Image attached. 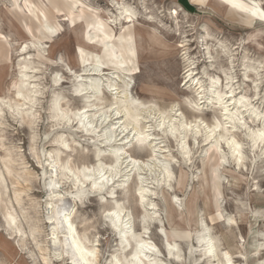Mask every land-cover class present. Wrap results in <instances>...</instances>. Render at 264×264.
Instances as JSON below:
<instances>
[{"label": "rangeland", "instance_id": "rangeland-1", "mask_svg": "<svg viewBox=\"0 0 264 264\" xmlns=\"http://www.w3.org/2000/svg\"><path fill=\"white\" fill-rule=\"evenodd\" d=\"M124 7L135 21L121 19ZM262 16L264 0H0V264H71L52 244L51 153L58 194L95 264L126 262L140 237L160 253L147 251L144 264H228L225 253L231 264H264V140L250 136L264 130ZM90 79L99 95L83 90ZM232 95L241 103L229 106ZM131 98L143 144L123 109ZM80 110L94 121L81 117L84 130ZM108 129L116 137L104 142ZM230 140L240 146L233 155ZM84 166H104L102 190L72 177ZM113 208L124 232L107 217Z\"/></svg>", "mask_w": 264, "mask_h": 264}, {"label": "bare ground", "instance_id": "bare-ground-1", "mask_svg": "<svg viewBox=\"0 0 264 264\" xmlns=\"http://www.w3.org/2000/svg\"><path fill=\"white\" fill-rule=\"evenodd\" d=\"M122 13H121V16L122 18L121 19H125V20H129L128 18V13H131V16H134L132 10L130 8H127V7H124L122 9ZM183 11V10H182ZM131 19L133 21H135V17H131ZM89 27H92V21H90V23H88ZM24 51V48L23 50ZM93 71H99L97 69H93ZM96 73V72H95ZM213 81V80H212ZM85 82V81H84ZM195 82V81H194ZM86 84L82 86L83 90H89V91H92V93L94 94V96H96V94H100L101 92V82L99 79H90L89 82H85ZM113 88V86L111 87ZM79 89V88H78ZM215 91V90H214ZM218 92V91H217ZM229 92V91H228ZM233 92V91H232ZM18 96H21V97H24L23 95L27 94V90L25 92H22V90L20 89L18 92H17ZM231 93V92H229ZM216 94V93H215ZM223 95L219 94L217 95V98L218 97H222ZM234 95L230 96V102H234L236 101V103H241V100H235ZM225 97V96H224ZM215 98V96H214ZM216 98V99H217ZM226 98V97H225ZM128 101L126 102L125 106L123 107L124 109V112H125V115L129 117V125H132L133 126V132L136 133V137H137V140L140 144H143L146 137L144 136V132H142L138 126H137V116H138V108L135 106V101L133 98L131 99H127ZM122 102V101H121ZM224 104V103H223ZM229 105V104H228ZM227 105V106H228ZM231 105H234L233 103ZM239 105V104H238ZM52 106V105H51ZM225 106V107H227ZM242 106V105H241ZM90 107V106H89ZM86 108V107H85ZM143 108V107H142ZM60 109V108H59ZM60 111V110H58ZM227 111H230L229 112V115H228V118L230 120H236L237 119V113L232 110H229L227 109ZM143 112V111H141ZM246 112V111H245ZM58 113V112H57ZM63 115V117L65 119H67L69 121L70 119V116L66 113V112H63L61 110V112H59ZM115 117L116 119H119V111L116 110L115 112ZM100 115V114H99ZM105 115V114H103ZM225 115V114H224ZM75 120H77L78 122V128L84 130V126L85 124L82 122L83 120H81V117H87L86 116V112L84 110H80L78 112H75L73 114ZM227 116V115H226ZM264 116V115H263ZM94 117V116H93ZM102 117V116H101ZM259 117V116H258ZM88 118V117H87ZM263 118V117H262ZM85 119V118H84ZM88 122H87V125H91V124H94V121L93 120H90V118H88ZM97 119V118H96ZM103 119V118H102ZM101 119V120H102ZM66 120V121H67ZM168 120V123H170V130L169 131H173L174 133V130L176 129L173 125V119L171 117H167V116H164V122ZM63 121V120H62ZM65 121V122H66ZM96 121V120H95ZM239 121V120H237ZM76 122V121H75ZM102 122V121H101ZM231 122V121H230ZM216 123V122H215ZM218 123V122H217ZM97 124V123H96ZM118 123H115V125H117ZM184 124V123H183ZM181 124L180 127H184L185 125ZM169 125V124H168ZM101 126V125H100ZM179 127V126H178ZM189 127V126H188ZM220 128V126L218 124H214L211 131L210 132H215L217 128ZM101 128V127H100ZM117 127L115 126L114 129H116ZM125 128V127H124ZM114 129H108V130H105L102 134V136H104V142H106V140L108 141L109 139H114L116 137L115 135V130ZM128 129V128H127ZM262 129V128H261ZM257 130V131H253L251 132L250 136H251V140H252V143L254 144H258L259 142L263 141L264 139L261 138V133L264 132V130ZM117 130V129H116ZM183 130V129H182ZM186 130V129H184ZM188 130V128H187ZM102 131V130H101ZM127 131V130H126ZM218 131V130H217ZM209 132V133H210ZM213 132V133H214ZM176 133V132H175ZM208 133V132H207ZM135 135V134H134ZM210 136V135H209ZM213 136V135H212ZM224 137V136H223ZM125 139V138H124ZM150 139V138H149ZM134 140V139H133ZM209 140V139H208ZM61 141V140H60ZM63 141V140H62ZM148 141V140H147ZM264 142V141H263ZM67 144V143H66ZM106 144V143H105ZM228 144L230 145V148H231V153L232 155L233 154H236L239 152L240 148H237L236 145H239L238 142L234 141V140H230L228 141ZM65 145V144H64ZM184 145V144H183ZM182 145V146H183ZM117 146V145H116ZM185 147V146H184ZM183 147V149H184ZM240 147V146H239ZM124 148L122 147V145H120L119 147L113 149V154L114 153H117L120 154L121 152H124ZM186 150V149H185ZM111 153V152H110ZM183 153V152H182ZM186 154V152H184ZM242 155V154H241ZM124 156V154H123ZM48 160H47V169H48V173H49V178H48V182H47V186H48V189L50 191V196H51V203H50V213H49V216H48V220H50V224L52 225V236L54 237L53 240H52V244L54 246V249L59 251L60 254L66 256V258H68V260L71 261V264H73V260H82V261H86L87 264H95V261L97 260V257H96V250L93 249V248H89L87 247L79 238V234H77V230L74 226V224L72 223L71 221V218H70V214H71V208L69 206V204L66 202V200L63 198L62 195L58 194V191L57 189L59 188V181H58V175H59V172L62 170V167L60 166V164L58 163L56 157L54 154H49L48 156ZM234 157V156H233ZM240 157V156H239ZM119 158V157H118ZM117 158V159H118ZM122 159V158H121ZM240 159V158H239ZM133 164H137V160L136 161H133ZM117 165L115 164V162H111L110 163V166H109V169L107 170L108 174H109V177L110 178H114V177H117L119 174H120V170L119 169V166H118V162H120V160H117ZM147 164V163H146ZM158 164V163H157ZM162 164V163H161ZM120 165V164H119ZM134 166V165H133ZM141 166V165H140ZM74 167V166H73ZM108 167V166H107ZM101 169V170H100ZM162 171L161 173L163 174L164 176V180L167 181V179L170 178L171 176V172L165 167V165L163 164L162 165ZM86 171H88L86 173ZM105 172V168L104 166H99L97 169L95 167L93 168H88L87 166H84L82 168H78L77 169V172H74V171H71L72 172V177L78 179V180H81L82 182H86V181H89L90 184H91V188L92 189H96V190H102V186L104 184H106L105 180L103 181H100V179H96L95 176H96V173L95 172ZM91 172V173H90ZM64 173V171L62 172V174ZM107 174V173H106ZM69 175V174H68ZM100 175V174H99ZM161 175V174H160ZM62 176V175H61ZM71 176V175H70ZM121 176V175H120ZM71 177V178H72ZM93 177V178H92ZM105 177H108V176H105ZM126 177V175H125ZM127 179V178H126ZM129 179V178H128ZM113 180V179H111ZM163 180V181H164ZM77 182V181H76ZM123 182L125 183L126 181L123 180ZM143 182V181H141ZM145 185H143L144 187ZM136 187V186H135ZM139 189V188H138ZM137 189V190H138ZM147 189V188H146ZM59 190V189H58ZM148 190V189H147ZM144 188H143V191H141V196H144ZM148 192V191H147ZM146 192V193H147ZM139 193V192H138ZM152 193V192H151ZM140 195V194H139ZM147 195V194H146ZM151 195V194H150ZM145 197V196H144ZM143 198V197H142ZM177 200V199H176ZM145 202V201H144ZM141 203V202H140ZM143 203V202H142ZM122 204V203H121ZM116 205V204H115ZM151 205V204H150ZM122 206V205H121ZM118 208V207H117ZM115 213V216L111 215ZM142 214V213H141ZM107 217L110 218V220L112 221V224H113V227L116 228L117 230L120 231V223L122 224V219H121V214L119 213V211H117V209L113 208L111 211H110V214L107 213ZM145 215V213H144ZM147 215V214H146ZM126 216V215H124ZM118 217V219H117ZM142 218V217H141ZM13 220V218H11ZM128 219V218H127ZM129 220V219H128ZM126 222V220L124 221ZM129 223V222H128ZM126 223V224H128ZM131 223V222H130ZM142 223V222H141ZM69 225L71 227H69ZM115 225V226H114ZM123 225V224H122ZM125 226V224L123 225ZM146 227V226H145ZM122 230L120 232H124L123 228H121ZM128 229H132L131 227H129ZM144 229V228H143ZM146 230V229H145ZM204 230V229H203ZM206 231V230H205ZM127 234V233H126ZM134 234V233H133ZM209 234V233H208ZM125 235V234H123ZM136 235V234H134ZM133 235V236H134ZM202 236V237H201ZM201 240L205 243L204 247L206 248V255H210V256H213L215 255V252H214V245L212 240L210 239L211 236H208L207 234H204V235H201ZM140 237V235L138 236ZM127 238V237H126ZM213 238V237H212ZM128 239V238H127ZM200 240V239H199ZM202 241L200 243H202ZM128 243V242H127ZM199 243V244H200ZM216 243V242H215ZM134 244V243H133ZM129 245V243H128ZM132 245V244H131ZM168 245V243H167ZM166 245V246H167ZM174 246V245H173ZM172 244H169L168 248L171 249V247H173ZM178 245L176 244V247ZM175 247V248H176ZM204 248V249H205ZM218 249V248H217ZM217 249L216 252H217ZM158 249L156 248V246L154 244H151L149 243L148 241H145V240H142L141 237L135 241V244H134V248H133V251L129 254V256H125V260L126 262H121L117 257H115V260L117 262V264H144L143 262V259L141 256H146V252L149 253H158L159 251H157ZM174 249L172 248L171 251H173ZM169 251V250H168ZM58 252V253H59ZM94 253V255H87V253ZM170 253V251L168 252ZM160 253H158L159 255ZM61 255V256H62ZM127 255V254H126ZM177 256V254H175ZM226 258V263L228 262L229 260V257L227 258V254L225 253ZM58 256V255H57ZM60 256V255H59ZM153 256H155L153 254ZM217 255H215L216 257ZM224 256V255H223ZM156 257V256H155ZM208 257V256H207ZM214 257V258H215ZM120 258V257H119ZM153 258V257H152ZM150 258V259H152ZM160 258V257H159ZM158 258V259H159ZM45 259V258H44ZM123 259V258H122ZM158 259L154 258L152 261H150L151 264H162ZM217 259V258H216ZM48 260V259H47ZM114 260V259H113ZM146 261V259H144ZM147 261H148V258H147ZM114 262V261H113ZM47 263V262H46ZM149 263V262H148ZM164 263V262H163ZM49 264V262H48ZM147 264V263H146ZM224 264V263H223Z\"/></svg>", "mask_w": 264, "mask_h": 264}, {"label": "snow or ice", "instance_id": "snow-or-ice-1", "mask_svg": "<svg viewBox=\"0 0 264 264\" xmlns=\"http://www.w3.org/2000/svg\"><path fill=\"white\" fill-rule=\"evenodd\" d=\"M127 15H128L129 20H130L131 19V13H128ZM262 18H264V16H262ZM25 47H27V46H25ZM190 75H191V73H189V76ZM213 83H214V81H213ZM222 101H223V97H218L217 98V102H222ZM193 107H195V105H193ZM224 111L227 112V109L225 108ZM225 118H227V117H225ZM161 127H163V125H161ZM260 135H261V138L264 139V132H262ZM236 147L239 148V145H236ZM111 215L115 216V213H113ZM117 219H118V217H117ZM69 227H71V226L69 225ZM87 255L91 256V255H94V253L89 252V253H87ZM73 264H87V262L86 261H82V260H79V261L78 260H73ZM228 264H231V260L230 259L228 260Z\"/></svg>", "mask_w": 264, "mask_h": 264}]
</instances>
